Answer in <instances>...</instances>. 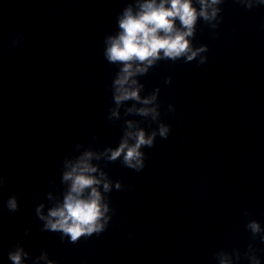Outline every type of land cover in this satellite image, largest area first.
I'll return each mask as SVG.
<instances>
[{"label": "clouds", "instance_id": "1", "mask_svg": "<svg viewBox=\"0 0 264 264\" xmlns=\"http://www.w3.org/2000/svg\"><path fill=\"white\" fill-rule=\"evenodd\" d=\"M258 2L264 4V0ZM199 3L201 6L199 12L193 7L192 0H159V3L157 0H144L139 4V11L135 14L131 7L125 9L119 18L120 32L106 39L108 46L105 50L109 62H119L123 65L114 82L117 105L129 99L140 101L139 87L126 85H136L137 81L131 78L138 73L147 72L148 67L157 60L176 61L178 58L186 57L185 63H188L200 53L208 51L206 45L193 49L187 38L193 35L198 17H202L205 21L216 18L220 9L214 6L220 4L221 0H199ZM247 6L252 7L251 4ZM206 62L207 57L201 56L197 66ZM168 79L170 81L171 78ZM155 98L153 95L142 103L150 104ZM137 111L144 116L151 113L154 119L157 115L155 108H140ZM128 127H132L131 122L128 123ZM169 133V125L159 126L161 138L167 139ZM156 135L157 133L153 131L151 135L146 136L142 129L127 132L126 138L118 148L108 150L111 152L109 159L114 161L122 155L125 167L137 172L142 171L145 167V154L141 148L142 146L151 148ZM128 138L135 142L130 144ZM91 158V152L85 153L79 163L64 174L63 179L71 181V186L62 203L50 208L46 216L41 213L43 205L36 209L39 218L45 222L43 230L59 232L62 234V240L64 237H69L71 243H77L81 237H91L93 233L101 234L107 229L110 219L105 215L109 211L108 205L102 202L103 198L96 187L101 181L90 175L96 171V168L89 163ZM103 187L105 192L110 191L108 183H104ZM116 187L120 189V184L117 183ZM7 207L10 211H17L15 197L7 201ZM244 215H248V212L245 211ZM246 227L254 235L261 231L259 222L255 220L248 222ZM261 241L264 242V237H261ZM26 255L27 253L18 247L15 252L9 253V259L13 264H22V257ZM42 258L46 259V256ZM48 264L55 262L48 261ZM255 264H259V261L255 260Z\"/></svg>", "mask_w": 264, "mask_h": 264}]
</instances>
